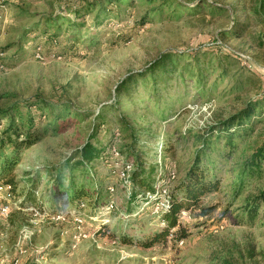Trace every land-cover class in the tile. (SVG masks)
<instances>
[{
	"label": "rangeland",
	"instance_id": "rangeland-1",
	"mask_svg": "<svg viewBox=\"0 0 264 264\" xmlns=\"http://www.w3.org/2000/svg\"><path fill=\"white\" fill-rule=\"evenodd\" d=\"M88 1L6 0L0 8V51L6 52L0 105L42 97L61 104L57 112L62 114L56 129H48L22 151L13 172L17 199L0 192L1 203H9L11 210L7 218L0 211V261L264 264V161L261 169L249 162L264 143V113L232 129L233 144L227 133L217 139L212 129L262 92V0H179L190 9L170 3L159 11L137 1L134 7L118 9V19L102 23L95 19L99 7L89 8L83 12L86 26L79 29L82 35L91 31L92 37L70 50L49 36L38 39L27 34L61 7L84 6ZM211 3L218 9L209 7ZM145 15L148 20L142 24ZM38 45L43 47L39 57L34 53ZM19 52L23 54L17 57ZM163 56L166 67L151 71ZM44 118L49 125L52 116L44 112ZM98 124L104 125L96 131L95 145L106 149L117 138L115 145L125 154L117 163L108 153L86 174L90 190L101 189L106 202L111 200L99 208L83 199L86 207L81 211L71 200L48 201L53 185L43 180L45 168L69 158ZM206 133L213 136L208 159L222 178L220 188L203 195L197 206L184 209L180 225L170 229L166 240L144 247L142 243L167 224L158 216L157 205L152 210L151 202L128 201L118 178L123 161L143 162L173 190L185 178ZM32 172L33 178L41 179L44 212L18 205ZM65 174L77 182L85 178L79 168ZM205 208L212 211L203 215ZM123 237L129 242H122Z\"/></svg>",
	"mask_w": 264,
	"mask_h": 264
},
{
	"label": "trees",
	"instance_id": "trees-1",
	"mask_svg": "<svg viewBox=\"0 0 264 264\" xmlns=\"http://www.w3.org/2000/svg\"><path fill=\"white\" fill-rule=\"evenodd\" d=\"M137 1L147 3V5L152 7L151 10L154 11L162 10L164 5L170 3H174L177 7L190 9V7L184 5L179 0H89L87 5L84 6L79 4L78 6L61 7L60 11L56 14L45 16L34 28L28 30L27 34L35 35L38 39L49 36L56 44L65 45V49L70 50L74 46H77V43L85 37H92L91 31L83 35L80 33L79 28L82 27V25L86 26L87 14L83 13L85 10L93 7L97 8L98 6L99 8L97 9L99 13L96 15L95 19L96 22L102 23V21L108 18L118 19L119 14L116 13L118 9H121V7H134ZM158 2L161 4L156 5ZM208 6L212 9H218L215 3L208 4ZM260 7L264 10V0L261 1ZM140 20L141 23L144 24L148 20V16L145 15L141 17ZM22 54L23 52H21V54L19 52L17 57H20V55L22 56ZM166 58V56H163L154 63L151 71L163 70L166 67ZM243 67L250 70V66L248 65H244ZM261 79V81H263L261 88L262 92L258 96L248 100L245 106L237 113L232 114L224 121L212 127V129H216L217 139H219L223 133H227L229 143L233 144L232 136L234 133L232 132L234 130L231 131L232 129L245 126L253 118L260 119L259 117L263 115L264 78L261 77ZM60 105L42 97L35 98L28 102H15L8 106L0 105V187H10V189L5 192V195L12 201H14L15 198L17 199V183L13 172L22 159V151L35 145L48 129L57 128L60 119H62L61 112H57ZM64 110L70 112L69 107H65ZM44 112H48L49 115L52 116V121L49 122V125L45 124L46 118L43 119ZM5 119L8 120L7 124H3L4 122H2ZM101 125L104 124H98L94 129L95 132L91 134L88 140L69 158L60 164L47 166L45 168L44 173H46V178L43 180L53 185L51 190L49 189L47 193V197H49L48 201L60 203L71 200V202H75L78 206V211L86 207L82 202L83 199H90L92 205L96 207L100 206L99 208L104 207L102 203H107V199L104 198L105 194L101 192V189L99 192L90 190L86 174H88L87 172L93 167L96 161L101 160L102 157L108 155V153L117 159V163L121 161V158H124L125 154L122 148H118L115 145V140L117 138H114V140L112 139L106 149L105 147L99 148L95 145L94 141L97 138L96 131L101 128ZM133 136H135V130L133 131ZM212 137L213 136L209 133L201 136L202 144L196 151L191 165L187 169L185 178L182 179L173 190L170 189L168 182H163L162 178L160 179L157 177V172L148 169L144 166L143 162L135 165L129 158H125L123 161L120 170L125 169L128 165L131 166V169L127 172L128 175L126 178H122L119 172V176H117L120 179L122 190L126 193L128 192L126 194L128 201L132 203H135V201H142V203L151 202L152 210L156 205L160 206L158 216H161L162 220L167 224V228L154 232L151 238L143 242L142 245L144 247H150L159 241L166 240L171 234L170 229L173 227L177 228L180 225L179 219L184 209L197 206L203 195L215 192L220 188L222 178L216 176L214 172L215 169L209 166L211 162L208 157L209 149H211V145L213 144ZM114 149L118 152V157L113 153ZM262 161H264V143L254 151L249 162L252 163L253 167L261 169ZM75 168L83 170L82 176L85 178L82 179L81 182L75 181L74 178L68 179L67 174H65L67 173V169L73 171ZM39 172L38 170L37 173ZM34 173L35 172L29 173L27 189L23 193V200H19L18 205L25 209H28V206H36L41 212H44V207L42 205L43 201L40 200L39 193L41 179L40 177L38 179L33 178L31 175ZM92 178L90 180L93 181ZM157 183L160 185L158 186ZM164 190L167 191L166 195L163 194ZM163 201H167V206H162L160 204ZM2 204L3 202L1 203L0 199V205ZM88 206H90V204H88ZM256 209L258 210L259 206H257ZM211 211V208H205L202 213L206 215ZM132 212L133 209L128 210L129 214ZM103 225V227H108V224ZM184 235L185 234H182V236ZM121 241L124 243L129 242L126 237H123Z\"/></svg>",
	"mask_w": 264,
	"mask_h": 264
},
{
	"label": "built area",
	"instance_id": "built-area-1",
	"mask_svg": "<svg viewBox=\"0 0 264 264\" xmlns=\"http://www.w3.org/2000/svg\"><path fill=\"white\" fill-rule=\"evenodd\" d=\"M6 0H0V8H3L4 7V5H5V2ZM23 2H25V1H27V0H22ZM0 17H1V14H0ZM34 53H35V55L37 56V57H39L42 53H43V47L41 46V45H38L37 47H36V49L34 50ZM5 54H6V52L5 51H0V71L1 70H4L5 69V64H4V62H3V58L5 57ZM54 57H59V58H62V56L61 55H59V54H56V53H54V55H53ZM113 153L116 155V156H118V152L116 151V149H114L113 150ZM129 170H127L126 168L125 169H122V170H120L119 171V174H120V176L122 177V178H126L127 177V172H128ZM10 189V187H0V192H7L8 190ZM163 194L164 195H166L167 194V191L166 190H164L163 191ZM6 198H8L7 196H6ZM162 206H167V201L165 202V201H163V202H161L160 203ZM159 208H160V206H158ZM0 211H1V213L4 215V217L5 218H7L8 217V215H9V213H10V204L9 203H3L2 205H0ZM80 236H82V234H80ZM0 264H3V262L2 261H0Z\"/></svg>",
	"mask_w": 264,
	"mask_h": 264
},
{
	"label": "crops",
	"instance_id": "crops-1",
	"mask_svg": "<svg viewBox=\"0 0 264 264\" xmlns=\"http://www.w3.org/2000/svg\"><path fill=\"white\" fill-rule=\"evenodd\" d=\"M10 2L9 3H11V2H14L15 0H9ZM10 5V4H9Z\"/></svg>",
	"mask_w": 264,
	"mask_h": 264
}]
</instances>
